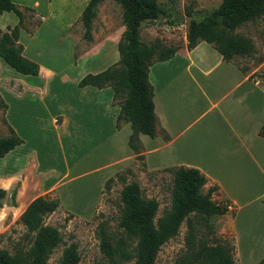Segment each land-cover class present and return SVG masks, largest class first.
Returning <instances> with one entry per match:
<instances>
[{"label":"crops","instance_id":"crops-1","mask_svg":"<svg viewBox=\"0 0 264 264\" xmlns=\"http://www.w3.org/2000/svg\"><path fill=\"white\" fill-rule=\"evenodd\" d=\"M12 1L20 7L38 4V0ZM59 16L63 18L61 12ZM3 17H9L3 24L17 22L11 11L0 13ZM42 19L46 21V16ZM3 24L0 28L5 29ZM43 28L32 34L20 29L18 35L22 54L38 64L36 75L17 73L0 59L4 117L21 139L0 157V188L4 200H10L14 189L13 206L20 211L42 195L57 198L65 210L88 218L104 181L138 163L127 145L129 123L116 127L119 107L111 88L77 85L86 73L114 63L118 53L116 48L105 54L97 49L96 54H81L72 65L71 60L54 58L49 48L42 59L37 56ZM71 67L75 72L69 71ZM249 75L222 60L204 41L189 50L179 46L171 57L152 62L147 70L157 126L167 138L138 134L146 171L194 167L218 185L217 198L228 202L220 228L233 232L243 264L250 253L264 254V137L258 134L264 124V91L263 84ZM5 80L13 87L4 86ZM251 208L260 212L258 229L240 245L236 222L247 218ZM262 257H251L252 264Z\"/></svg>","mask_w":264,"mask_h":264},{"label":"trees","instance_id":"trees-1","mask_svg":"<svg viewBox=\"0 0 264 264\" xmlns=\"http://www.w3.org/2000/svg\"><path fill=\"white\" fill-rule=\"evenodd\" d=\"M101 1L87 0L78 16L82 38L86 41L92 38L91 22ZM114 1L121 9L124 25L116 44L118 59L101 71L86 73L77 85L111 88L112 100L119 107L116 127L121 122L129 123L131 132L127 145L143 166L138 134L167 138L163 128L157 126L147 70L152 62L171 57L178 47L165 46L158 41L146 44L140 40L142 22L167 15L165 8L156 0ZM22 9L34 11L27 6L21 8L12 0H0V13L11 11L17 17L14 25L0 28V59L17 73L36 75L38 64L22 54L18 35L20 29L32 34L39 23L34 24L33 30L25 28ZM185 14L189 16L190 11L186 10ZM257 19L264 20V0H220L215 8L199 19H189L185 48L189 50L199 41H204L221 55L222 60L234 63L241 72L247 73V67L238 65L235 58L248 57L256 51L251 39L235 32V29ZM263 59L258 58V62ZM258 77L264 81V68L259 71ZM5 107L0 97V111L3 112ZM6 128L7 134L0 136V157L21 143L13 129L9 125ZM258 134L264 137V124L260 126ZM154 172H168L171 180L170 204L156 219L158 202L153 197H143L136 181L126 182L125 175L131 173L129 167L104 181L103 189H108L114 182L123 183L119 190L116 229L111 231L104 222L97 224L98 247L106 263L154 264L160 247L177 234L180 223L185 220L183 248L172 264H235L233 236L226 238L224 234L217 235L213 224L209 223L210 218L228 211V202L217 198L218 185L209 182L194 167L175 165ZM14 194L13 189L10 193L11 203ZM4 196L5 191L0 188V200ZM58 207L59 201L54 197L39 195L31 199L18 216L26 234L31 237L30 245L26 249L17 248L13 253L0 248V264H48V255L62 239L56 227L44 223V217ZM78 260L76 245L69 243L63 248L57 264H76ZM256 264H264V257Z\"/></svg>","mask_w":264,"mask_h":264},{"label":"rangeland","instance_id":"rangeland-1","mask_svg":"<svg viewBox=\"0 0 264 264\" xmlns=\"http://www.w3.org/2000/svg\"><path fill=\"white\" fill-rule=\"evenodd\" d=\"M86 2L87 0H38V7L34 5V7H29L34 11L22 9L25 28L33 30L34 24L37 22L39 23L37 27H44L39 40L40 56L37 57L46 59L47 54L43 56V52L50 48L52 50L50 53H54V58L63 59L64 62L71 60L73 65L81 54L89 52L96 54L99 51L100 54H105L116 48L117 41L124 29L119 5L114 0H102L96 6L95 17L91 22L90 33L92 38L90 41H86L82 38V26L78 20L80 11ZM156 2L165 8L167 15L142 22L139 28L140 40L146 44L158 41L165 46L179 47L186 43L185 33L189 19H199L215 8L220 0H156ZM21 3L24 5V2ZM186 10L190 11L189 16L185 14ZM59 11L63 14L62 19L59 16ZM42 15L46 16V21L42 19ZM8 19L9 17L0 18V27ZM3 25H10V23ZM24 32L26 31L24 30ZM235 32L249 37L256 51L248 57L235 58V61L238 65L247 67L246 72L264 84V81L258 77L259 71L264 68V59L258 62V58L264 57V20L257 19L253 22L244 23L236 28ZM55 43H61L63 47L56 46ZM107 62L110 64L112 59L110 58ZM72 69L73 67L69 71L75 72L74 69L76 68ZM4 86L13 87L12 82L7 80L4 81ZM14 86L16 87V85ZM3 119L5 120L4 111H0V136L7 134V123ZM130 169L131 173L125 175L126 182L136 181L143 197H153L158 202L154 218L156 219L170 204L171 180L169 173L146 171L139 162ZM122 185L121 182H114L110 184L108 189H102L98 203L88 218L74 215L61 206L44 217V223L56 227L62 239L48 255V264H57L63 248L69 243L76 245L79 254V260L76 264H107L98 247L97 224L104 222L111 231L116 229L120 208L119 190ZM13 205L9 199L4 200L2 198L0 200V248L9 253H13L17 248L26 249L31 242L30 235L26 234L24 226L18 221L21 211ZM254 207H257V204ZM248 213L247 218L238 219L236 222L237 234L241 233L240 245L246 244L247 241L242 242V239L247 240L249 236L253 237L258 229L259 210L251 208ZM220 218L218 216L209 219V223L213 224L214 232L217 235L224 234L226 238L232 237L233 232L230 229L221 231ZM185 230L186 222L183 220L179 225L177 234L166 241L158 250L154 264L173 263L182 251ZM262 251L250 253L249 258H244V263L252 264L251 257L263 256ZM233 257L235 264H243V260L237 254L236 249ZM259 259L257 258L253 264H256Z\"/></svg>","mask_w":264,"mask_h":264}]
</instances>
